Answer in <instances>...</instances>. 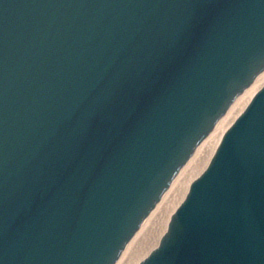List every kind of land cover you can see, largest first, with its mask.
<instances>
[{
	"label": "water",
	"instance_id": "95a60500",
	"mask_svg": "<svg viewBox=\"0 0 264 264\" xmlns=\"http://www.w3.org/2000/svg\"><path fill=\"white\" fill-rule=\"evenodd\" d=\"M264 69V0H0V264H113ZM137 264H264V79Z\"/></svg>",
	"mask_w": 264,
	"mask_h": 264
},
{
	"label": "bare ground",
	"instance_id": "6f19581e",
	"mask_svg": "<svg viewBox=\"0 0 264 264\" xmlns=\"http://www.w3.org/2000/svg\"><path fill=\"white\" fill-rule=\"evenodd\" d=\"M264 79V69L256 75V78L246 86V88L228 106L227 111L220 116L210 129V132L200 139V142L192 150V154L185 161L186 163L176 171L169 185L163 190L162 195L154 202L145 219L140 223L129 240L124 244L122 251L113 264H137L143 259L146 252L151 251L160 238L162 230L165 228L167 220L171 216V211L175 203H180L188 189L189 181L196 178L208 163L212 148L215 145L218 133L223 134L228 125L241 111L242 106L247 102L248 97L255 89L257 83Z\"/></svg>",
	"mask_w": 264,
	"mask_h": 264
}]
</instances>
